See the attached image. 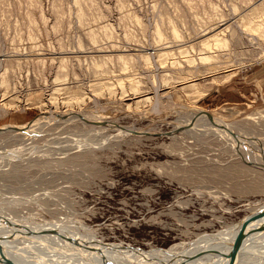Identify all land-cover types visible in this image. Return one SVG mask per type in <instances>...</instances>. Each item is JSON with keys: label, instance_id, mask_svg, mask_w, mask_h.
I'll return each instance as SVG.
<instances>
[{"label": "rangeland", "instance_id": "374dc122", "mask_svg": "<svg viewBox=\"0 0 264 264\" xmlns=\"http://www.w3.org/2000/svg\"><path fill=\"white\" fill-rule=\"evenodd\" d=\"M193 106L264 150V0H0V126L43 124L0 137V225L133 253L221 239L264 170L180 126Z\"/></svg>", "mask_w": 264, "mask_h": 264}, {"label": "bare ground", "instance_id": "6f19581e", "mask_svg": "<svg viewBox=\"0 0 264 264\" xmlns=\"http://www.w3.org/2000/svg\"><path fill=\"white\" fill-rule=\"evenodd\" d=\"M214 39L215 43L219 41L218 37H214ZM209 57V55H204L202 59ZM190 80L184 79L180 82L183 83ZM147 97L149 96L145 98ZM67 101L69 100H66V102ZM189 111H191L190 115L187 116L180 126L191 129L192 131L193 129H196V131L199 129L201 131L205 128L221 135L227 140L229 146L240 159L264 170V150L262 149L263 147L260 148L261 143L257 145V136L256 138L250 133L240 132V128L235 127L236 125L232 126L233 124L226 123L222 119L212 115L208 110L199 106H193ZM73 115L80 118L81 113L76 112ZM73 115L71 116L73 117ZM82 118L85 119V121H90V119L85 115L83 116V114ZM39 120L40 119L36 117L25 124L6 123L0 126V137H21L17 135L29 133L30 130L32 131L34 129L33 127L35 125L42 124ZM37 126L39 127L40 125ZM118 127L117 130L121 132H125L128 129L124 126L118 125ZM200 127L203 129H200ZM8 129H11L9 130L10 133L7 132ZM22 138L23 136L21 139ZM246 143H248L250 148L245 146ZM253 144H256V148H254L256 149V153L252 152L251 147L253 148ZM2 150L1 148L0 160L7 159L4 154H8V151L3 152ZM234 152L233 154H235ZM3 160H1V162ZM5 163L6 165L17 164L10 161L9 163ZM262 176L263 173L257 178L258 180L255 184L257 187L260 186L264 189V176ZM246 207L247 205L245 208ZM248 208L251 210L250 216L244 219L242 218L238 222V225H235L231 229L219 231L218 237H221L219 240L216 239V236L213 234L215 240L210 239L206 242H201L202 240H199L194 241L195 243L181 242L166 249H158L153 246L148 249L137 248L140 252L134 251V253L123 248H114L106 243L99 244L96 240L95 243L88 242V240L87 242H81L77 238H74L69 232L60 230L61 228H56L57 230L52 231V233L27 229L20 232L18 229L14 231L15 229L12 228V230L14 229L12 231L9 230V228L7 229L6 226L0 225V264H263L264 210L262 208H264V201L251 203ZM6 219L10 220V223H14L15 220L12 217H7ZM17 223L16 221V224ZM243 223L244 225L241 229ZM29 226L31 225H28V227ZM63 228L65 229V226ZM28 233H30L29 235L32 233H36L37 235L39 233V235L41 234L43 236H28ZM46 233L48 234L44 235ZM18 234L21 236H17ZM50 241L53 242L51 243Z\"/></svg>", "mask_w": 264, "mask_h": 264}, {"label": "water", "instance_id": "95a60500", "mask_svg": "<svg viewBox=\"0 0 264 264\" xmlns=\"http://www.w3.org/2000/svg\"><path fill=\"white\" fill-rule=\"evenodd\" d=\"M262 209L264 210V208H262ZM243 225H244V223L242 224L241 229L243 228Z\"/></svg>", "mask_w": 264, "mask_h": 264}]
</instances>
